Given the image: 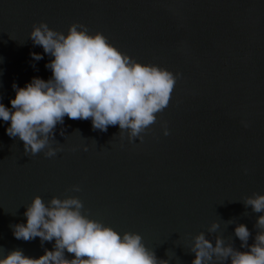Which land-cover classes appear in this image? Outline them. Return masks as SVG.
Segmentation results:
<instances>
[{"label":"water","instance_id":"obj_1","mask_svg":"<svg viewBox=\"0 0 264 264\" xmlns=\"http://www.w3.org/2000/svg\"><path fill=\"white\" fill-rule=\"evenodd\" d=\"M41 22L64 34L83 24L137 62L181 75L142 142H129L118 125L105 133L90 119L65 117L52 142L60 151L49 159L26 154L23 142L6 134L10 123L0 121V257L53 250L55 241L41 247L40 238L13 236L36 196L46 204L79 198L89 219L141 235L169 264H192L201 233L214 246L221 238L245 251L234 232L244 224L253 244L261 214L244 202L264 195V0H0L6 107L14 83L23 88L34 77H52L45 68L52 58L29 39Z\"/></svg>","mask_w":264,"mask_h":264},{"label":"clouds","instance_id":"obj_2","mask_svg":"<svg viewBox=\"0 0 264 264\" xmlns=\"http://www.w3.org/2000/svg\"><path fill=\"white\" fill-rule=\"evenodd\" d=\"M29 39L52 58L45 65L52 77L47 81L34 77L23 88L14 83L11 107L0 102V121L10 123L6 134L22 141L24 152L31 156L41 152L45 158L57 156L60 149L52 142L57 125H63L65 117L90 119L94 131L105 133L109 126L118 125L120 133L127 132L129 142H142V134L168 107L181 75L137 62L103 33H90L79 23L72 24L64 34L41 22L33 26ZM30 55L34 61L44 59L41 54ZM164 135H169L167 128ZM72 191L79 192L80 188L73 186ZM244 203L261 214L254 243L249 245L252 234L244 224L236 226L234 232L245 251L225 246L221 238L214 246L201 233L191 248L195 254L192 264H212L214 258L217 264H264V195H255ZM83 207L76 197H54L46 204L36 196L24 213L26 223L12 226L13 236L26 242L40 238L41 247L55 241L53 250L45 249L39 258L14 250L0 257V264H169V260L157 259L141 235L120 233L89 219ZM218 227L213 224L210 231ZM66 253L73 258L68 259Z\"/></svg>","mask_w":264,"mask_h":264}]
</instances>
